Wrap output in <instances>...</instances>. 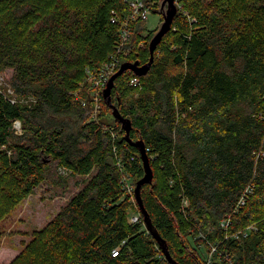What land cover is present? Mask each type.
I'll return each instance as SVG.
<instances>
[{
	"label": "trees",
	"instance_id": "obj_1",
	"mask_svg": "<svg viewBox=\"0 0 264 264\" xmlns=\"http://www.w3.org/2000/svg\"><path fill=\"white\" fill-rule=\"evenodd\" d=\"M176 3L146 75L110 92L149 158L142 204L176 264H206L198 247L211 264H264V0ZM128 15L123 0H0V224L44 183L80 185L8 264H169L124 189L139 152L90 97L111 55L149 60L145 21L119 49Z\"/></svg>",
	"mask_w": 264,
	"mask_h": 264
},
{
	"label": "rangeland",
	"instance_id": "obj_2",
	"mask_svg": "<svg viewBox=\"0 0 264 264\" xmlns=\"http://www.w3.org/2000/svg\"><path fill=\"white\" fill-rule=\"evenodd\" d=\"M155 3H157V8H159L158 5L161 1L159 3L156 1L148 3L149 11L145 21V30L147 31H153L158 28L161 21L160 14L154 10ZM175 5L177 7L179 6L176 0ZM10 77V71L0 74V87H4L8 90V93L12 94V90L8 84ZM90 97L93 100L92 93ZM15 129L18 132L21 131L18 123L15 124ZM59 172L64 178L69 177L63 170L60 169ZM126 180L128 185L133 186V179ZM79 188L80 185L77 183V178H68L64 186H54L44 183L35 189L32 195L19 204L0 224V264L10 263L19 253L22 245L30 240L32 232L45 226ZM131 196L132 201L135 203L133 194ZM133 217L134 215L130 219L132 220ZM134 218H137L136 221H138V217ZM198 250L205 263L208 264L211 252H209L210 254H206V251L202 247H198Z\"/></svg>",
	"mask_w": 264,
	"mask_h": 264
},
{
	"label": "water",
	"instance_id": "obj_3",
	"mask_svg": "<svg viewBox=\"0 0 264 264\" xmlns=\"http://www.w3.org/2000/svg\"><path fill=\"white\" fill-rule=\"evenodd\" d=\"M158 6L159 8L155 9V11H157L160 14L162 21L159 24L157 31L153 34L152 38L148 43V50H149L148 62L145 65H139L138 61L122 63L119 69L110 77L108 84L102 90L101 94L104 103L111 110V116L113 120L121 125L125 133V141L129 142L132 146L136 147L139 152L143 175L134 184L133 197L138 207L139 214L142 218L144 228L157 243L168 263L176 264L170 257L166 242L159 237V234L153 228L149 215L145 211L144 206L142 204L141 195H140L141 188L143 185L151 184L153 179V172L150 166L148 155L144 147V143L142 142V140H138L133 143L129 141L128 135L131 129V123L128 119H124L120 115L118 108L111 103V97H110V92L113 87L114 80L117 77L121 76L126 71L132 72L135 76L138 77L146 75L152 64L153 53L157 45L162 41L163 37L170 31V28L173 23V19L177 13V6L175 5V0H161V3Z\"/></svg>",
	"mask_w": 264,
	"mask_h": 264
},
{
	"label": "built area",
	"instance_id": "obj_4",
	"mask_svg": "<svg viewBox=\"0 0 264 264\" xmlns=\"http://www.w3.org/2000/svg\"><path fill=\"white\" fill-rule=\"evenodd\" d=\"M126 6L128 7L129 10V15L124 18V20L121 22L122 24V30L120 33V39L121 41L119 42V49L124 46L130 37V31L129 25L136 21V20H141V21H146V18L148 16V11H149V5L148 3H145V0H123ZM118 49V51H119ZM120 60L117 57L110 56L109 61L106 63H103L99 72L95 75H90L88 79V83L92 85V96H93V102L94 104V111L96 112L99 108V102L101 100V97L99 95L100 91H102L106 85L108 84V81L111 77V75L115 72V70L120 67ZM130 83L134 86L138 85V77L134 76ZM91 96V94H90ZM84 105V102H82ZM15 128V124H14ZM124 189L126 190L127 193L130 195L133 194L134 187L131 185H128L127 183L124 184ZM137 217V216H134ZM131 220L132 222H136L137 218H134ZM208 264H211L210 262Z\"/></svg>",
	"mask_w": 264,
	"mask_h": 264
}]
</instances>
